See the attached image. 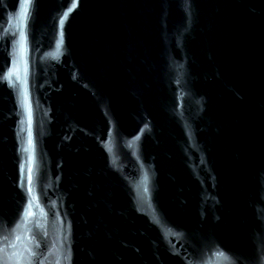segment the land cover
I'll list each match as a JSON object with an SVG mask.
<instances>
[{
	"label": "water",
	"instance_id": "obj_1",
	"mask_svg": "<svg viewBox=\"0 0 264 264\" xmlns=\"http://www.w3.org/2000/svg\"><path fill=\"white\" fill-rule=\"evenodd\" d=\"M0 245L264 264V0H0Z\"/></svg>",
	"mask_w": 264,
	"mask_h": 264
},
{
	"label": "snow or ice",
	"instance_id": "obj_2",
	"mask_svg": "<svg viewBox=\"0 0 264 264\" xmlns=\"http://www.w3.org/2000/svg\"><path fill=\"white\" fill-rule=\"evenodd\" d=\"M29 0H24V3H28ZM11 72V70H9ZM6 76L8 74H5ZM9 83L11 84V80H9ZM31 172V164H29V173ZM29 181H31V176L29 175ZM28 215H31V212L28 211ZM19 239V237H17ZM5 249L0 245V264H28V261L25 260L23 253H18L19 259H16L14 261H9L6 256L4 255Z\"/></svg>",
	"mask_w": 264,
	"mask_h": 264
}]
</instances>
